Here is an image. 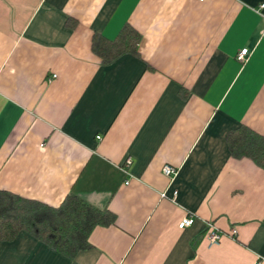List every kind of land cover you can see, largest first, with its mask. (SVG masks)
<instances>
[{"label":"crops","instance_id":"crops-1","mask_svg":"<svg viewBox=\"0 0 264 264\" xmlns=\"http://www.w3.org/2000/svg\"><path fill=\"white\" fill-rule=\"evenodd\" d=\"M262 3L0 0V188L115 215L74 256L0 237V264H264V167L228 140L264 137ZM126 25L136 50L105 60Z\"/></svg>","mask_w":264,"mask_h":264},{"label":"trees","instance_id":"trees-1","mask_svg":"<svg viewBox=\"0 0 264 264\" xmlns=\"http://www.w3.org/2000/svg\"><path fill=\"white\" fill-rule=\"evenodd\" d=\"M140 32L130 25L124 26L118 36L109 40L95 38V49L111 60L127 50H136ZM234 154H246L264 167V137L242 127L228 136ZM0 237L13 239L26 230L38 239L68 256L91 246L89 235L98 225L115 220L113 212L99 208L75 193H69L58 206L0 188Z\"/></svg>","mask_w":264,"mask_h":264},{"label":"built area","instance_id":"built-area-1","mask_svg":"<svg viewBox=\"0 0 264 264\" xmlns=\"http://www.w3.org/2000/svg\"><path fill=\"white\" fill-rule=\"evenodd\" d=\"M199 1H204V0H199ZM262 7H264V3L261 4ZM249 53V49L247 47L242 48L237 54L236 58L239 61H244ZM127 163L131 162V158H127L126 160ZM163 173H165L168 176H172L176 172V166L170 163H165L163 168ZM195 220V217L192 214H187L182 218V220L179 223V226L181 228H185L191 224H193ZM211 230L208 233V239L209 243H217L220 238H221V232L217 229V227L213 223H209ZM232 233H236V229L232 228Z\"/></svg>","mask_w":264,"mask_h":264}]
</instances>
